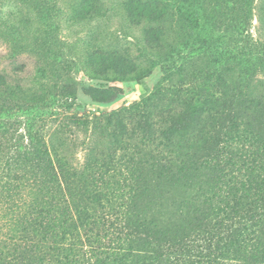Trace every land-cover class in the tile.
<instances>
[{
  "label": "rangeland",
  "instance_id": "obj_1",
  "mask_svg": "<svg viewBox=\"0 0 264 264\" xmlns=\"http://www.w3.org/2000/svg\"><path fill=\"white\" fill-rule=\"evenodd\" d=\"M77 1L44 0L38 7L42 22L36 26L38 32L28 48L30 53L15 60L8 58L7 44L0 37V72L14 79L12 88L0 87L1 264L26 262L12 259L13 252L23 251L22 232L8 231L20 228L15 221L28 210L34 197L51 187L46 182L53 176L60 188L53 187L57 196L65 198L69 196L63 181L74 172L82 173L89 181L97 177L95 165L87 167L91 158L93 164L103 161L117 169L125 168L128 165L125 161L131 160L143 167L155 165L156 160L164 164L156 155H134L143 147H136L131 159L120 144L110 146L109 159V152H100L104 150L100 144L104 136L94 128V115L128 108L157 90L165 92L174 87L179 117L168 118L154 129L139 125L131 141H137L135 138L140 139L141 133H145L151 148L161 142L159 148L163 149L167 146L165 140L181 138L183 142L191 140V148L202 150L208 144L195 137L200 132V123L195 120L193 108H185V103L197 98L196 92L206 82H213L209 94L219 99L217 103L225 114L224 126L238 119L250 133L264 140V0H185L187 17L192 21H187L185 29V25L175 24L171 19L169 28L176 30L178 41V36L185 38L184 50L153 69L149 63H143L148 55L137 61L142 24L128 22L122 6L124 0H97L96 9L78 7L76 14L92 9L83 20L72 17ZM17 11L14 0H0L3 14L15 16ZM55 23L58 28L52 31ZM52 36L56 37V44ZM166 38L168 45L175 43L174 34L170 36L169 32ZM125 49L126 56L151 69L148 76L128 81L115 79L111 71L107 74L94 71L103 62L93 60L102 59L98 52ZM166 50L167 45L162 53ZM105 68L103 64L100 72ZM15 85L20 89H14ZM170 96L167 92V99ZM161 154L166 155V149ZM196 168L173 180H169L173 174L159 175L155 171L145 175L153 183L149 197L144 196L143 200L156 198L161 207L154 205L152 210L157 230L140 237L136 249L154 259L164 256L169 260L180 259L184 264L185 259L190 264H215L214 255L219 257L217 264L245 262L246 257L245 261L238 259L232 251L236 241L224 255L226 242L208 244L216 240L212 238L216 232L227 237L229 230L214 229L208 215L199 213L194 197L213 190L214 181L209 173ZM149 170L152 171L150 167ZM45 197L39 196L37 200ZM68 205L73 210L70 202ZM93 230V234L104 232L100 224ZM10 234L14 235L11 239Z\"/></svg>",
  "mask_w": 264,
  "mask_h": 264
},
{
  "label": "trees",
  "instance_id": "obj_2",
  "mask_svg": "<svg viewBox=\"0 0 264 264\" xmlns=\"http://www.w3.org/2000/svg\"><path fill=\"white\" fill-rule=\"evenodd\" d=\"M14 1L18 14L14 16L0 12V37L5 40L7 57L12 60L30 53L28 48L35 32H38L36 26L42 22L38 7L44 2ZM96 2L97 0H78L73 5L76 8L72 11V17L80 20L87 18L92 9H88L87 13L76 14L78 7L96 9ZM185 5V0L122 2L128 22L131 25L142 24L141 37L137 44V61L148 55L143 63H149L153 69L180 55L184 50L185 38L178 36V41L176 30L169 28L172 20L175 24L185 25V29L187 21H192L187 17ZM176 18L179 20L176 21ZM57 28L55 23L52 31ZM169 32L170 36L174 34L175 43L168 45L166 35ZM53 40L56 44V37ZM165 45L169 50L162 53ZM125 51L127 49L98 52L102 59L95 57L97 59L93 60L103 62L94 71L99 74L111 71L116 75L115 79L128 81L148 76L151 69L147 70L136 63L124 54ZM103 64L106 68L100 72ZM106 79L109 81L112 78ZM12 81L14 79L0 72V87L12 88ZM206 83L196 92L197 98L185 103V108H193L195 120L200 123V132L195 137L208 144L202 150L191 148V140L185 139L183 142L178 138L177 141L165 140L167 146L163 149H166L167 154L163 155V149L159 148L161 142L151 148L145 133H141L140 139L135 138L138 142L131 141L135 128L139 125L144 124L154 129L165 124L168 118L174 120L179 117V103L176 102L179 100L174 87L165 92L157 90L128 108L94 115V128H98L104 136L100 143L104 150L101 149L103 151L100 152H109V159L110 146L120 144L125 146L124 150L131 159L136 147H143L145 150L141 148L134 155H156L164 164L156 160L155 165L143 167L130 159L131 162L125 161L128 164L125 168L117 169L103 161L93 164L94 160L91 158L87 167L95 165L96 168L93 169L96 170L97 177L89 181L85 180L82 173L74 172L63 181L68 189L66 195L69 196H64L65 198L57 196V189L60 188L57 186L58 179L53 176L46 182L51 187L47 186L45 191L38 194V197L46 196L45 199L37 200L38 197H34L28 203V210L15 221L20 224V228H10L8 231L22 232L21 239L24 242L23 251L13 252L12 259L26 261L22 264H184L180 259L169 260L164 256L154 259L136 249L140 237L148 235L151 230H157L152 210L159 202L157 204L156 198L149 202L143 200L144 196L149 197L153 183L144 177L147 173L156 171L159 175L173 174V178L169 177V180H173L187 172H193L197 167L196 170L209 173L212 182L214 181L213 190L199 192L194 197L197 208L200 207L199 213L208 215L214 222V229L218 227V230H229L227 237H223L219 231L216 232L212 236L216 240L208 244L226 242L225 251L222 252L224 255L226 251L229 252L228 246L236 241L233 253L243 261L246 257V261L239 264H264V140L250 133L238 119H232L229 126H224L222 120L225 114L222 106L217 103L219 99H215L213 93L209 94L214 83ZM15 88L20 89L18 85ZM167 92L171 93L170 99L166 97ZM67 99L65 101H69ZM124 136L127 137L123 138ZM63 170L67 173L66 169ZM54 186L57 187L56 191ZM69 202L73 210L69 209ZM99 224L104 232L93 234V229ZM10 235L9 239L14 236ZM214 257V263L217 264L219 257ZM189 262L185 259V264H190Z\"/></svg>",
  "mask_w": 264,
  "mask_h": 264
}]
</instances>
